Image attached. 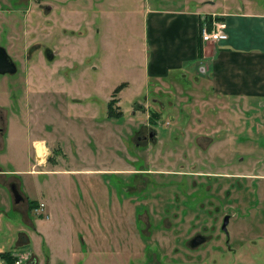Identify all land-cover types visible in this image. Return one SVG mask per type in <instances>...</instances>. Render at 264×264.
Instances as JSON below:
<instances>
[{
	"label": "rangeland",
	"instance_id": "1",
	"mask_svg": "<svg viewBox=\"0 0 264 264\" xmlns=\"http://www.w3.org/2000/svg\"><path fill=\"white\" fill-rule=\"evenodd\" d=\"M169 1L0 0L6 264H264V110H224L191 70L146 86L142 37L147 7L264 0Z\"/></svg>",
	"mask_w": 264,
	"mask_h": 264
},
{
	"label": "crops",
	"instance_id": "2",
	"mask_svg": "<svg viewBox=\"0 0 264 264\" xmlns=\"http://www.w3.org/2000/svg\"><path fill=\"white\" fill-rule=\"evenodd\" d=\"M202 4L207 3H195L192 9L184 1L169 8H145L142 37L146 86L150 85V79L155 84L166 81L174 85L179 77L187 78L191 70L200 75L193 77L197 89L206 82V94L224 110L260 113L264 110V9L258 5L249 8L251 1L241 8L230 9L220 8L216 2L208 3L210 7L206 9ZM215 21L225 24L228 38L205 44L200 31L204 26L212 29ZM118 103L114 102L112 109ZM255 130L259 133L261 125ZM261 156L264 158L263 152ZM262 166L264 161L259 168ZM51 217L46 214L47 219Z\"/></svg>",
	"mask_w": 264,
	"mask_h": 264
},
{
	"label": "water",
	"instance_id": "3",
	"mask_svg": "<svg viewBox=\"0 0 264 264\" xmlns=\"http://www.w3.org/2000/svg\"><path fill=\"white\" fill-rule=\"evenodd\" d=\"M16 71H17V68L14 62L12 61V59L10 58V56L8 55L6 49L0 46V75H6V74L13 75L16 73ZM9 189L11 191L14 203L15 204L21 203L23 201V197L20 195L17 189V184L15 182H11L9 184ZM229 220H230V215L226 214L224 215L222 224H221V231L226 237V245L228 248H229V245H228L229 235L227 231V226L229 224ZM204 241H205L204 237L198 235L189 242V246L191 248H194L204 243ZM30 264H34V262H31Z\"/></svg>",
	"mask_w": 264,
	"mask_h": 264
},
{
	"label": "built area",
	"instance_id": "4",
	"mask_svg": "<svg viewBox=\"0 0 264 264\" xmlns=\"http://www.w3.org/2000/svg\"><path fill=\"white\" fill-rule=\"evenodd\" d=\"M225 24L221 21H215L213 23V28L208 29L206 26H204L200 31V38L203 43H219L226 41L228 38V35L225 31ZM0 264H6L1 258H0ZM14 264H22L18 262L17 260H14Z\"/></svg>",
	"mask_w": 264,
	"mask_h": 264
},
{
	"label": "flooded vegetation",
	"instance_id": "5",
	"mask_svg": "<svg viewBox=\"0 0 264 264\" xmlns=\"http://www.w3.org/2000/svg\"><path fill=\"white\" fill-rule=\"evenodd\" d=\"M40 6V5H39ZM44 10H45V12L47 11V10H50V7L48 6V5H46L45 7H44ZM2 47V46H1ZM7 51V50H6ZM8 53V52H7ZM9 55V54H8ZM44 55H45V57H47V59L49 60H51L52 58H53V55H52V53H51V51H48V50H44ZM10 56V55H9ZM11 58V57H10ZM13 61V60H12ZM14 62V61H13ZM14 64H15V62H14ZM15 66H16V64H15ZM16 68H17V66H16ZM16 73H17V71H16ZM15 73V74H16ZM15 74H13V75H15ZM6 75H8V74H6ZM154 133H151L150 131H149V133H148V136L146 137V135H139L138 136V140H146L147 138H149V139H154ZM226 238V237H225Z\"/></svg>",
	"mask_w": 264,
	"mask_h": 264
},
{
	"label": "trees",
	"instance_id": "6",
	"mask_svg": "<svg viewBox=\"0 0 264 264\" xmlns=\"http://www.w3.org/2000/svg\"><path fill=\"white\" fill-rule=\"evenodd\" d=\"M121 86H119L115 91H117L119 88H120ZM114 104V102H110V103H108V108H109V112H108V115H112L114 112H113V109H112V105ZM155 113H152L151 114V116H150V118H152L153 117V115H154ZM114 116H115V113H114ZM154 117H155V115H154ZM7 255V254H6ZM4 253L3 254H1V257L5 260V261H8L9 259H10V257H7ZM10 262V263H9ZM14 262V259H10L9 261H8V263L9 264H12Z\"/></svg>",
	"mask_w": 264,
	"mask_h": 264
}]
</instances>
